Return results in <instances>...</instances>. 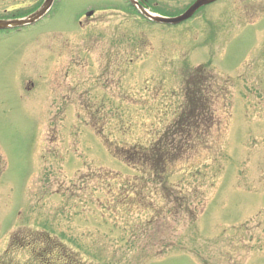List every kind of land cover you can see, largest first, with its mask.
Here are the masks:
<instances>
[{
    "label": "rangeland",
    "instance_id": "374dc122",
    "mask_svg": "<svg viewBox=\"0 0 264 264\" xmlns=\"http://www.w3.org/2000/svg\"><path fill=\"white\" fill-rule=\"evenodd\" d=\"M174 1L164 8L172 14L184 5ZM255 1L256 24L241 20L219 40V19L150 24L120 6L102 9L117 0H60L46 25L77 26L88 6L96 13L81 30L79 60L70 56L63 72L55 63L46 88L57 37L37 47L0 40V248L21 239V264H64L66 255L79 264H202L203 251L206 264H264V0ZM199 78L210 110L195 104ZM192 108L197 125L173 130ZM166 137L185 145L168 177L112 153Z\"/></svg>",
    "mask_w": 264,
    "mask_h": 264
},
{
    "label": "flooded vegetation",
    "instance_id": "af4514ba",
    "mask_svg": "<svg viewBox=\"0 0 264 264\" xmlns=\"http://www.w3.org/2000/svg\"><path fill=\"white\" fill-rule=\"evenodd\" d=\"M45 0H0V20L1 21H15L14 26L4 27L0 28V40L3 39H10L12 38L15 40V38L20 37L24 39V42L26 45L30 47H34L41 44L42 39H46L48 37H57L56 39H52V46L50 50H56L57 54L51 53V57L49 58L50 63L52 67H48L47 73L43 74V83L44 87L46 88L47 85V79L50 74H55L56 70L53 69V66L58 65L59 68H61L62 72L66 70V61L72 56V65H75L76 62L79 60L81 49H85L88 41H83L82 39L85 36V34L81 31L82 29H87L88 22L92 23V17L96 13H93L91 16H86L85 13L81 17H79L76 20L77 26H54V25H46L48 23L49 17H52V13L55 9V7L58 5L60 0H53L52 6L48 13L41 19L37 20L33 24H21L18 22L19 19H27L29 18L35 11H37ZM120 5L115 6L112 4V6L108 7L107 9L116 10L117 7H121V9H125L124 11L128 12L129 9H133L139 16L143 17L145 20L150 21L148 18L146 19L144 15L140 12L138 8L135 7V4H132L129 0H117ZM162 1V2H161ZM170 1V0H169ZM184 5L180 6L179 11H176L175 13H171L167 10H165V7H171V5L175 6V1L173 0V3L164 2L163 0H137V2L144 8L149 9L150 11L162 15H168V16H176L184 12L186 9H188L196 0H183ZM223 2L224 4L219 6L216 9H213L212 11H208L209 13H204L201 15L200 13L204 11V9H208V7H211L217 3ZM238 4V5H237ZM241 8L238 11L235 7ZM91 10V9H89ZM216 10V12L220 15L219 18H215L213 15V11ZM262 7H260V4L255 0H217L213 2L212 4L206 5L201 7L196 11V13L192 16L191 19H196L197 17H201L206 22L212 23L215 20H220L221 27L223 29L222 35L219 38V40L224 36V33H227V35L230 34L233 27H236L237 24H242V26H254V21L258 17H262L261 15ZM243 20V21H241ZM261 20H264L261 19ZM260 20V21H261ZM259 21V22H260ZM86 22V23H85ZM257 22V23H259ZM238 25V26H239ZM89 29L91 27L89 26ZM226 29H228L226 31ZM81 32L83 33L82 39L80 41ZM87 33V32H86ZM231 36L234 37V30L231 33ZM216 38V37H215ZM214 38V40H215ZM85 40V39H83ZM33 53L29 55L27 60L24 62V65L29 63L30 60L33 59L32 57ZM54 55V56H53ZM76 70H74L75 73ZM62 75V74H61ZM31 73L26 75L22 79V88L25 89L24 93L30 95L31 88H29L31 85H34V82L31 80ZM44 88V89H45ZM92 112V111H91ZM11 235H9V238ZM46 243L52 242L48 238H44ZM24 240V239H22ZM37 240V239H36ZM13 244L9 245V248L1 249L0 248V264H21L16 256L14 255L15 249L14 245L16 243L19 244L21 239H17L16 237H13V239H10ZM27 241V240H26ZM0 242L1 241L0 239ZM37 246V245H36ZM1 247V245H0ZM44 250H47L45 246H43ZM42 250V249H41ZM39 251V250H37ZM47 251L41 252V255ZM205 253H211V252H202L199 255H197V258H200V262L202 264L208 263V259L212 258V256H208V254ZM42 256H40L41 258ZM218 259V256H215L214 259ZM40 262H44L43 260H39ZM214 264H217V261H213ZM64 264H79V260H77L72 255H66Z\"/></svg>",
    "mask_w": 264,
    "mask_h": 264
},
{
    "label": "trees",
    "instance_id": "16d2710c",
    "mask_svg": "<svg viewBox=\"0 0 264 264\" xmlns=\"http://www.w3.org/2000/svg\"><path fill=\"white\" fill-rule=\"evenodd\" d=\"M206 66H200L198 68V72H204ZM195 78V77H194ZM202 82H205L202 78L194 79V84L190 85L192 86V92L195 94L194 100L197 105H201V107L208 103H206L205 96L202 95L204 92H208L207 87L202 84ZM205 100V102H204ZM202 101V102H199ZM207 109L209 107L207 106ZM210 110V109H209ZM208 111V110H207ZM201 112L202 117L204 118V121L207 123L206 126H210V122L208 121L211 119V116H209L208 112ZM183 119L185 120V123H174V128L178 129V126L180 125V129H184V126L187 125L186 128H190L192 125L196 126L198 121V116L194 115L193 108L191 112H188V115H184ZM170 132H168L169 134ZM167 137L164 141H157L154 142L151 145H133V146H123L122 145H115L114 147L110 146L112 148V153L114 156L124 160L128 165L131 167H137L140 170L146 168L149 172L156 174L157 176H160L161 174H164L165 171H167V168L169 165H172L175 161L179 160L181 155L183 154L185 150V145H179V143L173 142V141H166ZM136 168V169H137ZM165 176L168 177L170 174H166Z\"/></svg>",
    "mask_w": 264,
    "mask_h": 264
},
{
    "label": "water",
    "instance_id": "95a60500",
    "mask_svg": "<svg viewBox=\"0 0 264 264\" xmlns=\"http://www.w3.org/2000/svg\"><path fill=\"white\" fill-rule=\"evenodd\" d=\"M131 1L135 2L134 0H131ZM213 1H215V0H196V2L192 6H190L184 13H182L178 16H173V17L160 16V15L152 14V13H149L148 11L144 10L142 7H140V8L142 9V12L147 17H149L150 19H152L156 22L176 24V23H179L185 19L190 18L199 7H201L205 4L211 3ZM51 2H52V0H46L44 5L40 8V10L35 12L28 19L23 20V21L20 20L18 22L19 23L34 22L35 20L40 18L49 9ZM88 14H91V13H88ZM11 24H15V21H12V22L0 21V27H6V26L11 25Z\"/></svg>",
    "mask_w": 264,
    "mask_h": 264
}]
</instances>
